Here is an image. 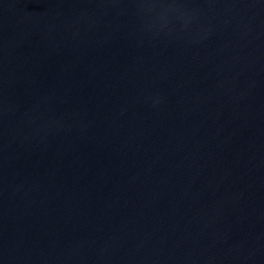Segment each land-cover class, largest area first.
Masks as SVG:
<instances>
[{
	"label": "water",
	"instance_id": "obj_1",
	"mask_svg": "<svg viewBox=\"0 0 264 264\" xmlns=\"http://www.w3.org/2000/svg\"><path fill=\"white\" fill-rule=\"evenodd\" d=\"M0 264H264V0H0Z\"/></svg>",
	"mask_w": 264,
	"mask_h": 264
}]
</instances>
